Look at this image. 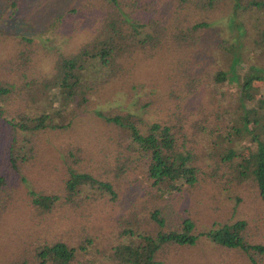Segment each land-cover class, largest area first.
Here are the masks:
<instances>
[{
  "label": "trees",
  "instance_id": "trees-1",
  "mask_svg": "<svg viewBox=\"0 0 264 264\" xmlns=\"http://www.w3.org/2000/svg\"><path fill=\"white\" fill-rule=\"evenodd\" d=\"M35 4L36 10L40 9L38 23L33 19L27 21L25 16L30 5ZM227 7L231 9L230 25L240 33L244 27L245 36L246 26L236 22L249 10L264 9V0H0V21L10 22L7 26L0 24V120L11 119V133L5 134L6 139H11L5 148L0 136V218L11 213L7 206L16 201L15 195L18 201L22 200L19 191L15 193L13 189L15 177V183L25 191L24 198L34 203L32 215L37 218L47 219L60 208L77 213L82 207L78 196L85 190L100 191V198L110 197L108 203H118L116 183L125 178L129 161L134 160L132 168L142 169L139 182L150 184L155 193L171 195L169 198L173 199V194L197 191L202 198L198 194L200 199L192 204V199L183 198L186 209L178 219L175 216L177 228L169 227L168 218L172 216L164 212L166 208L159 206L158 200L156 204L153 200L152 211L145 206L147 212L135 205L138 202L123 205V211L132 205L133 212L127 216L130 219L133 214L134 225L140 229L151 226L154 232L124 231L132 242L115 247L111 255L113 264H158L159 251L173 246L195 247L201 238L224 249L237 250L249 264H264V243L251 232L247 220L215 223L200 232L192 212L209 208V197L203 192L205 186L214 191L221 188L223 179L229 181L225 171L237 173L235 179L253 182L264 205V91L252 89L256 76L247 69L245 80L238 87L239 107L234 113H220L214 98L206 109L204 97L209 89H201L202 77L196 84L191 79L193 63L200 60L199 64L209 65L210 55L212 58L214 49L219 48L231 50L225 56L232 73L228 76L230 68L227 72L218 71L215 86L229 77L231 82L242 81V75L236 71L237 45L214 40V27L223 19ZM21 19L31 26L25 28L26 33L10 32L11 22ZM32 32L51 33L53 37L39 42L27 35ZM59 40L70 45L71 50L54 47V41ZM156 71L160 76V82L155 83L160 86L157 90L173 102L174 108L168 109L169 118L147 122L141 117L136 119L124 108L110 112L97 104V98L102 96L107 101L134 92L136 96L142 89L134 88L145 87L137 73L144 74V81L153 83ZM177 86L180 89H174ZM90 113L107 128L102 136L86 129L84 136L95 138V145L78 133L80 126L76 125L82 114ZM209 117H228L230 124L213 128L209 126ZM45 134L66 145L71 143L66 137L78 136L72 144L85 139V147L76 150L60 142V152L71 159L77 151L80 161H89L79 172L67 166L64 157L59 171L46 176L55 177L51 194L30 189L25 173L29 155L37 157L38 148L53 152L47 145L40 147L43 142L46 144V138L38 144L29 140L31 143L23 147L30 148L29 153L16 147L19 135L31 139ZM123 139L127 140V149ZM99 145L103 146L102 152L96 155ZM120 154L124 163L119 162ZM88 243L91 242L75 243L71 239L46 241L30 256L33 259L24 264H74L78 253L88 250Z\"/></svg>",
  "mask_w": 264,
  "mask_h": 264
},
{
  "label": "rangeland",
  "instance_id": "rangeland-1",
  "mask_svg": "<svg viewBox=\"0 0 264 264\" xmlns=\"http://www.w3.org/2000/svg\"><path fill=\"white\" fill-rule=\"evenodd\" d=\"M30 7L31 8H29V11L25 15L28 17L27 21L33 19L38 23L40 20L37 17L40 14V9L36 10V8H38L37 4L30 5ZM222 9L217 12V16L220 15ZM230 10L229 7L223 12V19L214 27V40L219 43L225 42L229 46L237 45L238 68L236 66V71L242 75V81L231 82V78L229 77L225 83L215 86L214 78L216 73L218 71L227 72L231 66L229 58L225 56V52L230 55L231 50L226 51L216 48L214 49L216 53L212 55V58L210 55L211 61H209V65H206V63L199 64L200 60H198L193 63L191 69V79H195L194 83L196 84L201 81L202 77L203 84L201 89H209L204 97L206 100V109L212 105L211 101H213L214 98L220 105V113L229 110L234 113L238 109L239 102L236 98L238 87L240 86L239 84L242 86L248 68H250V71L252 70L250 74L254 75V77L256 76L252 89H258L261 92L264 91V9L260 11L254 10L253 12L249 10L240 17L238 22H236L239 26L241 24L246 26L247 35L245 36L244 27L240 33L235 26L230 25L228 19ZM84 11L90 14V12ZM19 12V14L17 13L19 16L18 18H20V14H22L21 11ZM1 14L2 11L0 15ZM25 21L21 19L17 22H11L9 26L12 30L9 31L13 32V34L26 33L25 28L28 27L29 24L25 23ZM8 23L10 22L2 23L0 21V24L6 26ZM29 27L31 26L29 25ZM27 35H31L39 42L44 41L46 38L51 40V37H53L51 33L32 32ZM53 45L61 50H71V46L62 40L54 41ZM204 72L205 74H203ZM231 73L230 68L228 76H231ZM204 75L208 78H205ZM136 76L140 78L141 83L145 85V87L134 89H142V91L136 96L134 92L133 94H126V97L121 99L112 97L109 101L106 100L108 99L107 97H99L97 98L100 99L97 102L99 107L110 112H117L124 108V111H128L135 115L136 119L141 117L147 122L162 121L167 117L169 118L168 109H172L174 106L173 102L165 97V94H160L157 90L160 89V86L155 84L160 82L158 72L156 71L153 83L144 81V74L141 75V73H137ZM178 87L179 86L174 89H178ZM171 89L173 88L171 87ZM211 108L214 107L212 106ZM202 114L203 112H200L199 116ZM9 120L11 119L8 118V121ZM207 120H212L208 123H210L209 126L213 128L218 126L226 127L230 124V119H228V117L223 118V120L209 117ZM8 121L6 119L0 120V136L2 137L3 148H5L11 139V137L8 139L5 137V134L11 133V125L8 124ZM17 121L19 122V119ZM77 124L80 126L78 133L82 136H84L86 129L92 130L95 134H101L100 136L107 132V128L104 124L98 122L92 113L82 114L77 120L76 125ZM68 134H70V132L66 135ZM45 136L46 134L30 139L29 136L24 138L22 135H19L16 140V147L20 151H23V153H29L30 148L23 150L24 145L31 143L29 140H34L38 144L46 138V144H43V142L40 147L44 148L47 145L53 152L45 153L42 149L38 148L37 153L39 155L35 157L36 159L29 155L28 163H26L28 172L25 173L27 175L26 177L29 179L30 189L40 192V194H51L53 191L52 183L55 177L49 178L46 176L53 175L59 171L63 164L64 157L67 166L70 165V167L78 169L79 172L84 170L83 165L89 161H80V156H78L77 151L74 152L76 153V157L71 159L65 153L62 154L60 152L62 144L65 147L68 145L69 148L75 147L74 150L85 147V142H83L86 141L85 139H81V141L72 144V141L76 140L78 136L66 137V139H69L71 142L66 145L58 141L55 136ZM84 137L95 145V138ZM60 142L62 143L61 145ZM79 142L83 143L77 144ZM112 142L114 148L115 141L113 140ZM124 145L127 149V140H124ZM101 147L103 146L99 145V147L95 148V154L102 152ZM56 150L57 152H54ZM125 152L126 151H124V153ZM2 154L3 150L1 149L0 158ZM117 154L118 150L115 151L114 157L117 158ZM122 155L123 154L119 155L120 163H124V157ZM213 157L216 158V155ZM98 159L101 161L104 160L102 157ZM112 160L114 161L116 159L113 158ZM133 161L134 160L129 161V167L127 168L128 170H126L125 178L119 179L116 183L117 186L115 189L120 196V201L118 203H108L107 200L109 201L110 197L100 198V191L85 190V192L78 196V203L82 207L77 209V213L69 209L60 208L55 210L47 219L37 218L32 215L33 209L35 208L34 203L24 198L25 191L22 187H19L20 185L15 183V177L12 180L13 189H15V193L19 191V196L22 200L18 201V196L15 195L16 201H10L7 206L11 208V213L0 218V264H24L26 261H31V258L33 259V257L30 256L34 255L40 243L46 241H61L62 239H71L75 243L80 241L86 243L87 240L91 242L88 243L87 251L78 253V259L74 264H113L111 255L115 247L127 244L129 241L132 242V237L127 236L124 231L132 229L141 234L154 232V228L151 226H143L140 229L134 225L133 214L130 219H128L127 216L129 212H133L132 205L124 209V211L122 210L123 205L127 207L131 202H138L135 205L140 207L143 212H147L148 208L152 211L153 206L158 200V205L160 206L161 204L162 207L166 208L164 212L166 214H171L172 217L168 218V222H170L169 227L174 228L178 223L177 219L184 214V209H186V207L182 205L183 198L185 200L192 199L189 202L190 204L198 198V194L199 197L202 198L201 194L197 191L173 194L172 198L174 200L170 199L171 195L160 194L159 192L155 193L153 189L149 188L150 184L139 182L141 178L140 170L142 169H133L131 166V162ZM62 170L65 172V168H62ZM225 172L227 173L226 178H228L229 181L223 179V182L220 183L221 188H217L216 191H214L210 186H205V191L203 192L209 197V208L200 213L192 211L199 226L198 231H206L215 223H235L240 220H247L251 232L255 236L257 235V240L259 242L264 243V205L262 200H260L258 190L250 180H238L234 178L237 173H232L230 171ZM23 173L24 171L21 173V177H23ZM219 174H223L224 176L223 171H220ZM42 176H45V178H42ZM17 180L19 181L20 178H17ZM96 194L99 196V199L94 198ZM155 195H157V198ZM200 198H198V200ZM153 200H155V204H153ZM175 216L177 219H175ZM177 227L178 226L175 228ZM236 251L237 250L224 249L210 240L201 238L195 247L178 249L173 246L170 247L168 251H159L158 264H249L246 257ZM183 261L188 263H181ZM33 264L37 263L33 262Z\"/></svg>",
  "mask_w": 264,
  "mask_h": 264
}]
</instances>
